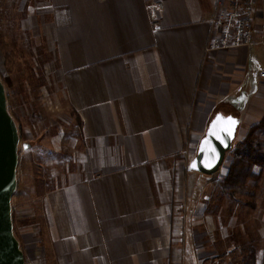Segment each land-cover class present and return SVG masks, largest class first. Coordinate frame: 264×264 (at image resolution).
Instances as JSON below:
<instances>
[{"label":"crops","instance_id":"crops-1","mask_svg":"<svg viewBox=\"0 0 264 264\" xmlns=\"http://www.w3.org/2000/svg\"><path fill=\"white\" fill-rule=\"evenodd\" d=\"M217 1L43 0L21 21L55 51L91 162L46 198L55 264L196 257L170 162L219 112L241 119L238 136L264 116V6L254 45L207 52Z\"/></svg>","mask_w":264,"mask_h":264},{"label":"rangeland","instance_id":"rangeland-1","mask_svg":"<svg viewBox=\"0 0 264 264\" xmlns=\"http://www.w3.org/2000/svg\"><path fill=\"white\" fill-rule=\"evenodd\" d=\"M42 1L0 0V79L20 136L12 217L26 264H55L46 198L81 181L91 165L81 122L57 80L55 51L21 25ZM245 132L242 127L235 145ZM196 151L187 145L170 162L174 186H180L174 202L176 222L194 239L191 264H243L247 243L257 249L258 264H264V177L253 190L255 197L223 190L220 181L232 154L221 171L209 177L190 170Z\"/></svg>","mask_w":264,"mask_h":264},{"label":"water","instance_id":"water-1","mask_svg":"<svg viewBox=\"0 0 264 264\" xmlns=\"http://www.w3.org/2000/svg\"><path fill=\"white\" fill-rule=\"evenodd\" d=\"M240 126L239 117L217 113L200 141L196 156L190 163V170L209 177L218 174L233 150ZM206 140L208 143H205ZM19 145L18 128L8 111L6 91L0 79V264H26L25 255L14 234L12 217V198L17 189ZM28 148L29 145H24V149Z\"/></svg>","mask_w":264,"mask_h":264},{"label":"trees","instance_id":"trees-1","mask_svg":"<svg viewBox=\"0 0 264 264\" xmlns=\"http://www.w3.org/2000/svg\"><path fill=\"white\" fill-rule=\"evenodd\" d=\"M230 153L233 161L220 181L221 188L241 196L255 197L253 190L260 188L264 175V116L246 130ZM243 250L247 254L243 264H256L257 249L247 243L243 244Z\"/></svg>","mask_w":264,"mask_h":264},{"label":"built area","instance_id":"built-area-1","mask_svg":"<svg viewBox=\"0 0 264 264\" xmlns=\"http://www.w3.org/2000/svg\"><path fill=\"white\" fill-rule=\"evenodd\" d=\"M261 6L264 0H218L210 18L213 34L207 52L254 45Z\"/></svg>","mask_w":264,"mask_h":264},{"label":"snow or ice","instance_id":"snow-or-ice-1","mask_svg":"<svg viewBox=\"0 0 264 264\" xmlns=\"http://www.w3.org/2000/svg\"><path fill=\"white\" fill-rule=\"evenodd\" d=\"M229 120H231V118H229ZM232 123L235 124L236 121L233 120ZM205 143H208V141L206 140ZM194 166H195V165H194Z\"/></svg>","mask_w":264,"mask_h":264}]
</instances>
